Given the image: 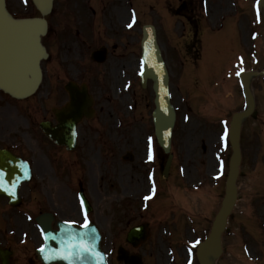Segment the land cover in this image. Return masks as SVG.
<instances>
[{"label": "rangeland", "instance_id": "374dc122", "mask_svg": "<svg viewBox=\"0 0 264 264\" xmlns=\"http://www.w3.org/2000/svg\"><path fill=\"white\" fill-rule=\"evenodd\" d=\"M27 1H15L19 8L18 13H25L24 9L29 7ZM252 1L244 0L246 3L244 5L241 4L242 0H210L211 11L215 13L211 14L218 18H227L225 22L233 16L236 19H232V24L227 23L231 26L228 25L226 29L218 31L215 29L218 28L219 20H216V25L208 21V27L210 26L216 34H221L220 37L228 29L231 31L225 33L222 39H218L217 47H211L215 37L208 35L202 58L201 52L199 55L200 62L193 60L197 62L195 66L191 63L193 68L196 67V71L192 73L201 78L191 79L194 75L188 72L191 70L190 64L180 62L176 51L174 52L163 39L162 25L158 26L162 51L171 74L174 104L179 105L181 109L173 142L175 169L169 180H165L166 183L156 177L159 174L157 168L156 170L153 168V163L144 162L147 138L154 142L156 151L159 149L155 143L151 122L153 109L151 83L148 82L146 89H141L137 73L140 50L135 43L139 36L138 26L147 20L142 4L138 5L141 21L138 19L137 25L133 24L131 33L133 41L130 76L126 80L124 76L111 77L99 86L94 85V88L91 85L92 91L95 92L97 109L103 108L98 121L90 125V129L95 126V131L88 138L84 137L74 154L76 161L80 160L78 163L71 160L68 167L53 161L52 164L58 168L62 180H67L73 175L74 184H77L78 180H83L81 184L85 193L96 204L94 218L102 230V246L108 255L109 264H122L116 261L117 247L125 246L123 238L132 226L143 223L148 224L150 236L144 244L133 251L143 257V264H198L195 259L194 262H186V248L189 242L197 244L198 240H202L208 234L223 195L230 153L229 148H226V139L222 141V135H218L221 130L225 132L224 126L228 127L232 114L244 107L242 93L234 78L235 71L241 68L232 53L243 52L244 48L248 49V52L253 50L255 59L251 63L257 60V70L264 67V22L260 13L258 19L251 14ZM147 2L153 3L154 7L151 9L160 17L161 12L157 9H163L165 12L164 3L169 0ZM240 7L243 8L242 11ZM149 17H151H147L149 20H157L155 13ZM170 29L172 30L171 24ZM231 32L239 36L240 40L236 37L234 47L225 52V43L232 39ZM184 46L180 44V48L177 49L182 52ZM191 57L195 59V51ZM231 60L234 62L229 72L224 74L223 71L220 72L221 66L224 68ZM251 63L249 61L247 67L252 65ZM182 69H186L185 77L190 78V83L200 81L202 85L207 86L203 93L197 95L195 89L193 91L191 89L187 99L177 92V79ZM61 82L60 79L56 81ZM253 87L257 96V108L253 118L247 119L242 126L244 156L237 181L238 201L229 218L225 233L227 236L223 237L225 254L215 260L214 264H264V79H259ZM187 105L194 111L188 112ZM184 113L188 118L186 122L183 121ZM203 144L205 152L201 147ZM127 152L134 156L132 162L123 160L122 157ZM63 159L61 156L58 161ZM77 164L79 167H76ZM218 170L221 172L220 175ZM54 175L55 177L57 175L59 180L51 175L50 186L46 185L41 193L44 198H49V188L50 203L64 201L62 199L64 196H67V200L74 198L75 192L71 186L67 190L55 191L53 183L60 185L63 182L68 185L70 182L62 181L56 169ZM150 176H153L158 197L154 201L143 202L142 198L152 187V182L148 178ZM63 186L61 185L62 188ZM65 191L67 194H64ZM55 192L63 194H59L56 201H52ZM164 203L173 212L172 219L169 216L170 212L163 208ZM109 209L111 212H108ZM110 213L113 215L112 221L105 217ZM162 213L164 217H161ZM186 215L190 217L188 224L185 223ZM170 230L174 232L170 233ZM30 243L31 249L27 253L23 252L22 248H17L19 257L23 254L31 256V252L33 256V250L39 244L37 236L33 237Z\"/></svg>", "mask_w": 264, "mask_h": 264}, {"label": "flooded vegetation", "instance_id": "af4514ba", "mask_svg": "<svg viewBox=\"0 0 264 264\" xmlns=\"http://www.w3.org/2000/svg\"><path fill=\"white\" fill-rule=\"evenodd\" d=\"M6 2L11 4V0ZM130 3L131 0H55L52 12L46 17L48 29L42 39L48 58L42 62L41 86L33 97L21 101L9 100L0 93V151L26 161L31 171L30 181L18 189L16 205H10L7 198H0V222L6 215L17 225L13 227L10 224L5 229L0 227V246L10 251V264H32L25 255L18 258L15 253L18 239L25 234V210L34 211L37 216L50 212L49 205L48 208L45 205L35 208L33 192L38 185L34 176L45 180L49 168L51 141L41 132L39 125L50 121L51 80L60 75L66 77L74 59H82L86 63L85 66L81 63L73 66L77 77L82 71L93 77L98 76L99 70L103 74L107 70L118 74L127 70L129 73L131 30L127 24ZM175 10L176 19L189 28L186 36L185 33L182 35L189 40L198 29L196 12L204 9L196 0H183ZM74 44L75 48H72ZM101 47L106 48V58L104 63L98 64L92 61L91 55ZM65 202L57 212L74 221L79 217L77 204ZM31 214L34 216L33 212ZM34 223L27 226L30 236L33 235Z\"/></svg>", "mask_w": 264, "mask_h": 264}, {"label": "water", "instance_id": "95a60500", "mask_svg": "<svg viewBox=\"0 0 264 264\" xmlns=\"http://www.w3.org/2000/svg\"><path fill=\"white\" fill-rule=\"evenodd\" d=\"M35 7L41 14H46L51 7L52 0H32ZM260 5L264 8V0L260 1ZM0 24L8 26L16 32L14 40V54L0 61V87L6 93L13 97H22L32 92L36 86L40 72L38 62L42 56V48L40 46V34L45 28L43 20H11L4 8L3 0H0ZM0 28L1 25H0ZM28 42L21 52L22 45ZM16 43L18 48L16 49ZM23 43V44H21ZM142 61L144 63V73L141 76V83L144 85L146 79L153 81V90L155 93V110L153 112V121L155 127L156 138L159 145L168 152L171 129L174 123V112L169 103L168 93V76L161 58L160 51L154 40V34L150 28H144V36L142 40ZM9 70L10 72H6ZM247 75H242L244 91L248 99V109L244 113L235 114L232 118L230 126V141L233 149V155L230 160V170L226 183V195L223 200L222 207L217 214L213 223L211 233L207 240L200 245L198 249V259L201 264H210L208 255L217 256L220 252L219 234L224 228L225 219L228 215L235 198L234 181L237 174V165L239 163L238 151V135L239 121L241 118L250 114L253 108V101L246 83ZM83 94H85L83 92ZM77 106H70L69 109L77 113L83 112L84 105L76 102ZM80 115V114H79ZM59 119L61 114H56ZM70 119L72 116H69ZM77 117L74 119L76 121ZM74 122H67V135L70 133L69 140L62 141L58 137V132H52V137L57 143L72 144L74 135ZM45 236V245L43 251L38 252L40 259L47 263L57 262L60 264H69L67 253L75 249L76 258L71 264H106L104 254L99 249V235L94 226L87 228L72 229L68 224H58V231H51L48 224L40 222ZM145 239L143 228H138L129 233L128 241L133 245H137L139 241ZM88 249L84 252V249ZM124 254V253H123ZM65 255V259L57 257ZM124 256V257H123ZM127 264L132 263V258L124 255L121 257Z\"/></svg>", "mask_w": 264, "mask_h": 264}, {"label": "snow or ice", "instance_id": "6c2138e0", "mask_svg": "<svg viewBox=\"0 0 264 264\" xmlns=\"http://www.w3.org/2000/svg\"><path fill=\"white\" fill-rule=\"evenodd\" d=\"M240 72H237V75H239ZM226 139V134L225 136H222L221 137V140L224 141ZM148 159L151 161L153 159V150H152V142H151V138L149 139V150H148ZM0 187H2V185H0ZM153 193L155 192V186H153V189H152ZM148 197H146L147 199ZM81 227L83 228H87L88 227V220H87V217L85 216V222L83 225H81ZM41 251H43V249H41ZM88 249H84V252H87ZM67 257L69 259V264H71V261L73 259L76 258V253H75V249L73 248L72 251L68 252L67 253ZM58 259H65V255H61L59 257H57Z\"/></svg>", "mask_w": 264, "mask_h": 264}, {"label": "bare ground", "instance_id": "6f19581e", "mask_svg": "<svg viewBox=\"0 0 264 264\" xmlns=\"http://www.w3.org/2000/svg\"><path fill=\"white\" fill-rule=\"evenodd\" d=\"M0 44H1V42H0ZM4 58H6V56H4V55L2 56L1 53H0V61H2ZM5 71H6V72H10L9 70H6V68H5ZM91 171H92V169H90V172H91ZM4 174H5L4 171H0V177H1V176L3 177Z\"/></svg>", "mask_w": 264, "mask_h": 264}]
</instances>
